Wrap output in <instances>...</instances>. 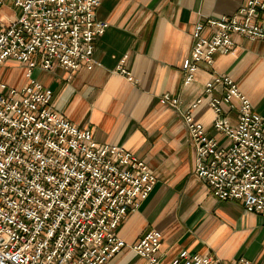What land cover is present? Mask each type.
<instances>
[{
    "label": "built area",
    "instance_id": "2783aa9c",
    "mask_svg": "<svg viewBox=\"0 0 264 264\" xmlns=\"http://www.w3.org/2000/svg\"><path fill=\"white\" fill-rule=\"evenodd\" d=\"M100 2L0 0V67L10 59L26 69L20 87L0 79V264H104L123 248L148 264L159 262L158 229L145 230L132 243L117 232L155 184L148 163L120 145L95 141L89 129L53 108L50 91L33 76L35 68L72 73L98 64L94 40L108 26L95 16ZM234 33L264 41V0H244L231 13L193 24L181 64L184 86L200 63L211 65L215 53L233 49ZM161 100L181 116L195 176L216 198L239 201L245 211L264 216V115L235 80L212 74L184 110L177 95L165 92ZM203 101L225 142L192 115ZM222 104L236 109L234 122L223 115ZM169 264H264V257L221 262L207 252L180 249Z\"/></svg>",
    "mask_w": 264,
    "mask_h": 264
},
{
    "label": "crops",
    "instance_id": "0c3cea01",
    "mask_svg": "<svg viewBox=\"0 0 264 264\" xmlns=\"http://www.w3.org/2000/svg\"><path fill=\"white\" fill-rule=\"evenodd\" d=\"M243 1L101 0L95 16L108 26L94 40L93 59L98 64L72 73L59 67L33 71L50 91L54 109L78 127L89 129L95 141L120 145L152 169L156 177L152 190L117 232L132 243L145 230L158 229V264H169L180 249L207 252L221 262L236 256L264 257V216L245 211L239 201L216 198L195 176L193 150L181 116L161 100L163 93L170 92L179 97L180 108L187 109L212 74L225 73L260 113L263 40L232 34L233 49L215 53L211 65L200 63L192 83L182 84L181 64L192 43L193 24L231 13ZM119 65L133 80L118 70ZM0 68L9 72L2 78L7 84L20 87L24 83V65L7 59ZM222 108L223 115L234 122L236 109L226 104ZM192 115L211 136L226 141L212 127L215 113L204 101L192 109ZM104 264L148 262L123 248Z\"/></svg>",
    "mask_w": 264,
    "mask_h": 264
},
{
    "label": "rangeland",
    "instance_id": "374dc122",
    "mask_svg": "<svg viewBox=\"0 0 264 264\" xmlns=\"http://www.w3.org/2000/svg\"><path fill=\"white\" fill-rule=\"evenodd\" d=\"M1 8L3 9V12H5V13H8V12H10V9H8V8H5V7H3V6H1ZM9 74V72H8V70H6V69H4V68H0V79H4L7 75ZM14 74V73H13ZM16 74V73H15ZM33 76H35L34 75V72H33ZM2 79V80H3ZM259 106H261V107H259V109H258V111L262 114V115H264V98H263V100H262V102H261V104L259 105ZM234 213H236L235 211H234ZM252 244V243H251ZM264 244V243H263Z\"/></svg>",
    "mask_w": 264,
    "mask_h": 264
},
{
    "label": "bare ground",
    "instance_id": "6f19581e",
    "mask_svg": "<svg viewBox=\"0 0 264 264\" xmlns=\"http://www.w3.org/2000/svg\"><path fill=\"white\" fill-rule=\"evenodd\" d=\"M246 96V95H245ZM247 97V96H246ZM248 98V97H247ZM249 99V98H248Z\"/></svg>",
    "mask_w": 264,
    "mask_h": 264
}]
</instances>
